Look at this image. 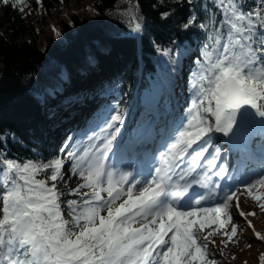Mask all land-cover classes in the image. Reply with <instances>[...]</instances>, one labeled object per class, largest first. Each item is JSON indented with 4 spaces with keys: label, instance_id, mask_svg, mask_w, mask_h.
Listing matches in <instances>:
<instances>
[{
    "label": "snow or ice",
    "instance_id": "6c2138e0",
    "mask_svg": "<svg viewBox=\"0 0 264 264\" xmlns=\"http://www.w3.org/2000/svg\"><path fill=\"white\" fill-rule=\"evenodd\" d=\"M0 3L21 13L30 7L29 0ZM190 4L200 14L192 12L183 28L198 26L204 42L193 54L186 102L173 107L175 89L162 85L123 153L117 138L127 132L124 116L111 103L66 135L61 155L49 159L35 148L31 158H10L3 145L23 141L0 136V264H216L209 237H222L224 255L243 231L233 202L264 241L247 219L256 213L241 207L244 196L264 212V191H254L264 188V167H250L257 137L264 161V0ZM173 50L178 68L188 49L179 42ZM59 95L54 89L46 101ZM73 178L79 183L69 187Z\"/></svg>",
    "mask_w": 264,
    "mask_h": 264
},
{
    "label": "trees",
    "instance_id": "16d2710c",
    "mask_svg": "<svg viewBox=\"0 0 264 264\" xmlns=\"http://www.w3.org/2000/svg\"><path fill=\"white\" fill-rule=\"evenodd\" d=\"M68 1L41 0V5H37L35 0H29L25 13L0 3V136L14 135L23 141L21 145L12 139L3 145L10 158H31L32 148L44 159L60 154L44 135L53 127V112L65 122L70 114L81 109L79 102H101L108 95L124 110L133 104L136 87L141 94L147 91L153 97L159 95L162 85L168 88L171 84L177 91L182 90L204 42L198 26L183 28L192 12L200 14V8H193L190 0H89V14H62L50 27L60 33L59 37L54 38L53 30L54 35L50 33L39 45L36 35L49 27L41 19ZM208 2L191 0L199 5ZM248 3L255 5L258 0ZM30 10L40 14L37 27L26 22ZM137 24L142 45L141 67L137 38L130 33ZM179 42L188 51L177 68L173 48ZM169 73L173 75L171 81ZM54 89L60 95L46 101L47 94ZM176 95L179 100L185 98L184 93ZM69 100L79 102L66 109L63 104ZM140 108L139 115L143 116L145 107L140 104ZM68 124L65 122V126ZM255 213L253 218L260 220V214ZM256 261L262 264L260 258Z\"/></svg>",
    "mask_w": 264,
    "mask_h": 264
},
{
    "label": "rangeland",
    "instance_id": "374dc122",
    "mask_svg": "<svg viewBox=\"0 0 264 264\" xmlns=\"http://www.w3.org/2000/svg\"><path fill=\"white\" fill-rule=\"evenodd\" d=\"M87 4L90 5L89 0H69L68 2L60 3L55 9L51 10L49 15L45 14L44 18H42L41 20L43 23L48 24L49 27L46 31L40 32L39 34L36 35L37 43L39 45H42L44 43V39L48 38V36L51 35L50 33H52L53 30L51 31L50 27L53 28L54 21L57 18H60L62 14H66L69 11H75V12L78 11L80 13L82 12L89 14L90 10L86 7ZM39 18L41 17L38 11L30 10L28 11L26 22L34 27H37L40 24ZM0 29H1V25H0ZM26 36L29 37V35L25 34L24 37ZM58 37L59 36L55 34L54 38H58ZM186 88H187V84H186ZM111 105L114 106V104ZM103 109L104 107L101 109L99 108L98 111L95 113V115L92 116L89 121L91 122L95 118V116ZM134 113L135 111L133 109H128L123 112L125 128L127 129V132L125 133L123 138L120 136H118L117 138V142L121 144V148L123 150H125L127 147L128 137H130L131 134L136 136L137 135L136 127L140 126L141 128L143 125V124L137 126L132 125ZM86 124H88V122L84 123L79 128H84ZM48 134L50 135L48 138L50 139L51 143L57 142L58 139L56 137L57 134L55 130L52 129V131H46L44 135L47 136ZM68 134H71V132H69ZM257 142L259 144V139H256L254 141V144L256 143V145L254 146H258ZM113 147L116 148V144H114ZM77 183H79V180L77 178H73L70 181L69 187H75ZM61 187L63 186L61 185ZM240 188L242 190V186H240ZM254 191L258 193L260 191H264V188H258ZM67 198L68 197H66L65 199ZM241 207L245 212L255 211L260 214L259 216L260 220H258L257 218H253V216H249L247 217V219L251 220L252 224L255 226V231H258L263 235L262 231L264 229V212H261L254 202H252L248 198H245L244 196H241ZM231 213L235 217V222L239 225L241 229H243V231L240 233L238 237V241H239L238 243L228 244V246L224 248V255H220V251L222 247L220 241L222 237L220 236L209 237L210 239L216 240L217 246L215 247L211 245L209 246V250L212 253L213 258L216 260V264H245V261H247L250 264H257L256 258H260L262 252H264V241L257 240L254 236L253 230L247 227L244 218L238 216L235 208V202L232 203ZM206 231H210V229ZM247 244H250L251 247L250 248L246 247Z\"/></svg>",
    "mask_w": 264,
    "mask_h": 264
}]
</instances>
